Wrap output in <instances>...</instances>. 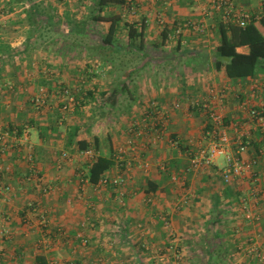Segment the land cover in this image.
Returning <instances> with one entry per match:
<instances>
[{"label": "crops", "instance_id": "crops-1", "mask_svg": "<svg viewBox=\"0 0 264 264\" xmlns=\"http://www.w3.org/2000/svg\"><path fill=\"white\" fill-rule=\"evenodd\" d=\"M38 1L50 12V19L45 20L40 13L35 28L27 18L26 0L19 3L0 0V127H30L28 149L35 154L36 170L52 190L43 195L38 185L22 182L29 166L21 160L19 151L0 155V163L11 165V172H1V179L15 189L6 195V200L0 194V264H52L53 260L57 264H156L158 255L169 253L168 247L173 244L183 254L192 250L199 257V264H216L217 249H222L225 264H258L246 258L232 260L230 256L239 240L232 226L237 220L242 223L230 207L236 208V193H241L248 181L228 184L227 190L234 193L230 197L217 191V176L209 169L183 171L188 164L184 154L188 140L200 142L209 128L206 114L200 109L188 110L187 99L201 101L209 85L226 92L223 109L227 127L238 123L250 132L251 144L245 157L252 156L259 146L260 132L239 104L248 101L250 106L264 108V68L253 76L233 79L214 63L219 43L218 21L237 23L238 15L246 13L255 19L264 35L259 22L264 0H226L220 8L214 0H133L135 13L129 12L122 0H111L99 12L95 0ZM225 10L227 18L223 16ZM49 21L53 22L51 30L83 32L88 36L100 25V40L60 43L55 38L34 43L38 38L34 33L45 25L51 27ZM191 21L201 23L202 31H195L189 24ZM112 22L110 43H104L102 38L108 34ZM175 26L181 28V34L172 38ZM130 27L140 34L136 35ZM31 28L34 32L28 43ZM7 81L13 88L2 86ZM58 82L67 85L76 100L84 102L65 116L58 104L54 105L58 96L52 85H59ZM40 89L49 98L45 106L36 109L31 98ZM108 96L109 101L102 99ZM175 100L183 103L180 109L172 108ZM153 103L169 113L168 135L160 139L152 136ZM103 108L115 113L110 116L109 126L113 152L122 148L125 160L130 162L126 168L113 164L106 174H122L126 183L119 188L108 186L100 190L86 183L80 190L78 180L81 172L88 170V162L74 144L67 145L68 133L72 126L85 129ZM142 117L147 118L148 126H142L140 135L130 132L133 119ZM169 136L181 142L180 149L169 146ZM64 150L69 153L65 159L60 157ZM218 160L212 171L222 167L223 159ZM142 162L150 166L144 169L139 166ZM256 168L264 176V156ZM174 172L184 179L182 183L187 188L176 187L175 180L170 179ZM191 186L197 187L193 203L190 200L184 209L172 210V196L184 198ZM151 198L153 204L145 202ZM28 200L37 204L36 212L28 213ZM260 200L258 219L246 223L244 233L257 231L264 236V195ZM226 212L232 213L228 218L229 233L215 227ZM155 215L159 219L155 220ZM25 216L28 224L24 222ZM165 218L170 219L171 227L156 228L158 221L166 223L162 220ZM206 225L214 228L212 238L217 245L207 250L201 246L199 251L204 234L198 229ZM57 227L64 233H55ZM6 229L9 232L4 236ZM168 231L176 234L173 233L174 238ZM82 236L89 243L78 248ZM43 237L49 239L47 247L42 246ZM143 242L148 243L150 251L138 250Z\"/></svg>", "mask_w": 264, "mask_h": 264}, {"label": "built area", "instance_id": "built-area-1", "mask_svg": "<svg viewBox=\"0 0 264 264\" xmlns=\"http://www.w3.org/2000/svg\"><path fill=\"white\" fill-rule=\"evenodd\" d=\"M215 6L220 8L226 0H214ZM124 7L131 13L136 12L133 0H125ZM224 18L228 17V11H224ZM237 23L240 26H244L249 19L248 14L243 13L238 15ZM161 22V19H159ZM190 26L195 31H202L203 25L199 22L191 21ZM181 34V28L177 27L173 29L170 34L172 38H177ZM98 72V70L96 71ZM3 87L11 88L10 82L2 84ZM264 88V85H262ZM59 94L62 97V111L74 109L78 104L76 97L71 93L68 87L61 86ZM46 92L40 89L32 98L31 102L35 107L41 108L47 99ZM226 98V92L224 89L211 86L206 90L205 97L199 101V99L191 98L187 99V108L189 109H200L202 110L208 119L209 128L205 132L203 138L199 139L194 143L192 139L187 142L185 151L188 153V164L186 170H199L200 168L211 167L214 165L218 158H223L225 161L224 166L218 167L216 174L219 175L220 181L225 185L230 184L234 181L244 180L248 181L244 191L238 198L240 205V211L246 221H254L258 219V212L255 210L259 204L261 197L264 195V176L256 168L259 160L264 156V108H257L250 106L248 101L241 103V108L248 115L251 123L255 129L260 132L259 146L255 153L250 157H245V153L250 148L251 138L249 137L250 132L239 126L237 123L231 124L228 128L223 119V114L217 106H223ZM180 100H175L172 103L173 109H180L182 107ZM152 119L153 127L152 134L155 138H162L167 132V119L164 111H161L156 103H153ZM148 126V120L146 117L141 120H134L132 126L129 127V131L137 135L142 132V126ZM230 130L232 132H230ZM30 138V127L23 126L21 128L14 127L12 129H3L0 127V155L7 154L9 151H19L21 160L25 161L29 165V171L22 178V182L34 183L39 186V189L43 195H47L52 189L51 186L44 182L42 176L36 170L34 166V156L31 150H27L26 147L29 145ZM203 141V144L201 142ZM169 144L174 147H181V142L175 138H169ZM194 146V147H192ZM80 153L86 157L88 165L90 161L95 157L96 151L92 146H89ZM60 157L68 158L69 153L64 150L60 153ZM114 164L118 167L126 168L130 162L125 160L124 150L122 148L116 149L113 152ZM140 167L147 169L150 165L148 162L140 163ZM1 172L9 174L11 172V165L8 163H0V179ZM91 183L87 176V170L81 172L78 180V188L83 189L84 184ZM126 183V177L122 174L110 176L104 173L97 183H91L97 190L103 187H122ZM13 186L5 182L0 181V194L1 199L6 200L7 194L14 192ZM121 200V199H120ZM26 208L28 213H34L38 207L34 201L28 200L26 202ZM28 217V216H27ZM26 216L24 217L25 223H29ZM44 222V220H42ZM8 230H3L4 236L8 235ZM55 233L62 234L64 231L61 227H57ZM43 243V241H42ZM80 243L83 246H87L89 239L82 236ZM172 247V246H171ZM173 248V247H172ZM238 253H246L249 256H253L259 262L264 263V245L260 246L256 236H247L243 243L236 245L235 249ZM174 253L177 251L174 249ZM55 264V263H54Z\"/></svg>", "mask_w": 264, "mask_h": 264}, {"label": "trees", "instance_id": "trees-1", "mask_svg": "<svg viewBox=\"0 0 264 264\" xmlns=\"http://www.w3.org/2000/svg\"><path fill=\"white\" fill-rule=\"evenodd\" d=\"M14 1L18 3L20 1L23 2V0ZM26 1L29 4L26 10L31 27H38L37 15L40 13L45 15V20L50 19V12L46 7L34 3L33 0ZM110 1L111 0H95L94 4L96 10L102 9L103 6L108 5ZM122 2L125 3V0H122ZM259 22L264 27V13L260 17ZM52 23L51 21L48 22L50 26H53ZM177 27L179 26H175L172 29ZM113 30L114 22L110 24L108 34L102 38L104 43H110L109 38ZM130 30L136 35L140 34V32H137L136 29L132 27H130ZM217 30L219 34V43L215 49L216 60L214 63L217 69L223 67L226 76L229 78L243 79L255 75V73L264 68V35L255 24V19L249 18L244 26H240L238 23L218 21ZM132 31L129 32L130 39L132 38ZM33 32V28L28 32V43H30V37H32ZM109 98L110 96L106 97V99L102 97L104 101H109L111 99ZM62 104L63 103L59 101L58 107L60 110L62 109ZM81 104L82 103L78 101L76 107L81 106ZM132 122L130 126H132ZM109 126L110 114L108 112L100 113L92 119L85 129H80L79 126H72L68 133L67 145L74 144L77 151H83L89 146H92L96 151V155L90 161L87 170V176L91 183L98 182L100 177L114 164L113 145ZM241 194L242 192L236 193V196L238 195L237 198H239Z\"/></svg>", "mask_w": 264, "mask_h": 264}, {"label": "rangeland", "instance_id": "rangeland-1", "mask_svg": "<svg viewBox=\"0 0 264 264\" xmlns=\"http://www.w3.org/2000/svg\"><path fill=\"white\" fill-rule=\"evenodd\" d=\"M35 1V3H38L39 1L38 0H34ZM28 4V3H27ZM39 5L41 4L40 2L38 3ZM19 6V5H18ZM22 6H23V4H22ZM2 9V8H1ZM3 14V13H2ZM61 21H59V24H64V27H67V25H65V23L64 22H61ZM99 25V24H98ZM51 28H53L52 26L51 27H49L48 28V25H45V26H43V27H40V29L37 31V33H34V34H36V36H38V38H37V40H34L33 42L34 43H46V42H48V41H51V39L52 40H54L55 38H59L60 39V43H70V42H79V43H97L99 40H100V37H101V29H100V25L97 27V29L95 30V32H94V34L92 35V36H88V35H85L84 33H82V32H80V33H72L71 31H67V32H59L58 30L57 31H55V29L54 30H51ZM59 41V40H58ZM64 55H67V53H65ZM98 71H99V69H98ZM8 82V81H7ZM7 82H4V83H7ZM4 83H2V84H4ZM11 83V82H10ZM58 83H60V82H58ZM11 85L13 86V84L11 83ZM61 85H63V86H66V87H68L67 85H64L63 83H60L59 85H57V84H55V85H52L54 88H56V90H57V96H58V98H56V100L54 101V105H57L58 103H59V101H62V97L60 96V94H59V87L61 86ZM212 86V85H211ZM210 85L209 86H207L206 88H205V92H206V90L209 88V87H211ZM7 88V87H6ZM11 88H13V87H11ZM11 88H9V89H11ZM69 88V87H68ZM0 91H1V87H0ZM47 96V95H46ZM49 98V96H47V99ZM47 99H46V101H45V104L43 105V106H45L46 105V103H47ZM195 99H197V98H195ZM199 99V98H198ZM244 102V101H243ZM81 105H83L84 104V102L81 100ZM242 103V102H241ZM241 103L239 104L240 106H239V108H240V110H242V111H244L242 108H241ZM157 104V103H156ZM86 106H87V104H85ZM158 105V104H157ZM224 105H225V102H224ZM224 105L223 106H217L218 107V109H220L221 110V112H222V114H223V119H224V123H225V125L226 126H228V124L226 123V121H225V111H224ZM34 107H35V105H33ZM42 106V107H43ZM96 107H98V104H97V102H96V105H95ZM76 107V106H75ZM75 107H74V109H75ZM36 109H40V108H37V107H35ZM77 108V107H76ZM71 110H73V109H71ZM71 110H68V111H71ZM190 110V109H189ZM68 111H66V112H63L62 111V116L64 115H66L67 113H68ZM100 112V110H97V113H99ZM85 113V112H84ZM101 113H106L105 112V110H104V108L103 109H101ZM110 114V116L111 115H114L115 113H109ZM164 115H166V119H167V132H168V125H169V113H167V112H165V114ZM67 117V116H66ZM88 117H89V115H88ZM141 119H144V117H142V118H140V120ZM207 119V118H206ZM67 122H69L70 120H66ZM207 124H208V119H207ZM233 124V123H232ZM238 124V123H237ZM239 125V124H238ZM165 133L164 134V136L163 137H165L166 135H168V133ZM204 134L205 133H203L202 134V136H201V138H200V140L203 138V136H204ZM152 136H153V138L154 139H158V138H155L154 137V135L152 134ZM162 137V138H163ZM169 138H171L170 136L167 138V141L169 140ZM160 139V138H159ZM189 141V140H188ZM29 142H30V140H29ZM195 142L196 141H194L193 140V142L192 143H194L195 144ZM200 143V142H199ZM168 144H169V142H168ZM201 144H203V141L201 142ZM187 145V144H186ZM169 146H171L170 144H169ZM185 146V145H184ZM171 147H174V146H171ZM192 147H194V146H192ZM174 148H177V147H174ZM185 148V147H184ZM26 149L27 150H29L28 149V147H26ZM178 149H180L179 147H178ZM32 152V151H31ZM61 153V152H60ZM32 154H33V156H35V154H34V152H32ZM185 155H186V157H187V160H188V153L185 151V153H184ZM223 159V158H222ZM34 161H35V157H34ZM219 162L221 161V158H219V160H218ZM217 161V162H218ZM142 163H144V162H142ZM28 164V163H27ZM224 164H225V161H224V159H223V165L222 166H224ZM29 166V165H28ZM160 166H162V165H160ZM164 167H166L165 165L163 166V168L162 169H164ZM212 167L213 166H211V167H205V168H200L199 170H201V169H209L211 172L210 173H213L214 172V174L217 176V178H215L216 180H217V184H218V188H217V191L218 192H222V195H223V193L227 196V195H229L230 197H233V195H234V193H232L230 190H227V188H228V186L226 185V186H222L223 185V183H221L222 181H220V178L218 177V175L215 173L216 171H217V167L216 168H214L215 170L214 171H212ZM186 168H187V165H186V167H184V171H183V173H191V171H193V170H189V171H187L186 170ZM166 170V169H165ZM213 174V175H214ZM179 176L180 175H178V174H175V172L174 173H172L171 174V177H170V179L172 180V181H174L175 180V182H173V183H176L177 184V186L176 187H186L185 185H186V183H182L183 181H184V179H179ZM97 183V182H96ZM195 186H197V185H195ZM231 187V186H230ZM187 188V187H186ZM189 189L186 191V195H184L185 197L184 198H180L179 197V199L178 198H175V196L173 197L172 196V198L174 199V201H172L171 203H173L172 205H173V209L172 210H176V211H178V210H182V209H184L185 208V206L188 204V202H190V200H191V202H190V204H192L193 202H192V199L193 198H195L196 197V191H197V187L196 188H194L193 186H191V187H188ZM223 191H222V190ZM244 191V189L242 190V192ZM221 195V194H220ZM228 196V197H229ZM225 197V196H224ZM172 199V200H173ZM216 199H217V197H216ZM123 201L124 200H120V203L121 204H123ZM148 201V200H147ZM146 200H145V202L146 203H152L153 204V199L151 198L148 202H147ZM261 202H262V200H260L259 201V204H258V206L256 207V209L255 210H257L258 208H259V206H260V204H261ZM156 203H158V200H157V202ZM233 204H234V202H233ZM236 208L234 207V205H231V207H230V209H231V211H233L232 213L234 214L235 213V215L237 216L236 218H239L240 217V219L242 220V223L239 221V220H237L236 218V220L238 221L236 224H235V226H232V228L234 229L233 231H234V234H237L238 235V238H239V240H238V243L236 244V245H238V244H240V243H243L244 241H245V239H246V237L247 236H256V238H257V240H258V243L260 244V246H263L264 245V236H262V234H260L259 232H255V233H252V232H249V233H244V226H245V224L247 223V224H250V223H253V222H255L256 220H254V221H246L245 219H244V217H243V215H242V212L240 211V205H239V203H238V199H237V201H236ZM236 211V212H235ZM258 211V210H257ZM151 212H153V211H151ZM232 213H228V212H226V213H224L223 214V218H222V220L223 221H221L219 224H217V226H215V227H217V229H221V231H226V233L228 232L229 233V229H230V221H229V223H228V218L231 216V214ZM215 214H216V210H215ZM160 215H163V214H160ZM168 215H170V214H168ZM168 215H166V216H168ZM155 220H157V219H159V215H155V218H154ZM162 220H164L166 223L164 224H162V223H159V221L157 222V224H155L156 225V228H157V226H160L161 227V229H163L166 225H168V226H170V219H168V218H165V219H162ZM154 222V221H153ZM154 226V225H153ZM221 226H223V227H221ZM155 227V226H154ZM171 227V226H170ZM141 228H142V226H141ZM193 229H194V227H192ZM145 230H147V229H145ZM156 230V229H155ZM199 233L200 234H204V244L203 243H201L200 244V242H199V251L200 250H202L201 248L202 247H204V249L205 250H207V249H209V247H211V248H214L215 246L214 245H217V243L216 242H214V239L212 238V235H213V233H214V228H212V226L211 225H206L204 228H200L199 227ZM157 231V230H156ZM202 232V233H201ZM145 233H148L147 231L145 232ZM168 233H169V236L170 237H172V238H174V232L172 231L171 233L168 231ZM174 233V234H173ZM176 235V234H175ZM205 239H206V242H205ZM42 241H43V244H42V246L43 247H47V245L49 244L48 243V241H49V239H47V237H43V239H42ZM41 241V242H42ZM173 241H175V240H171V242H173ZM48 243V244H47ZM141 246H142V249H138L139 251H150V246L148 245V243H145V242H143L142 244H141ZM202 246V247H201ZM82 247H86V246H83V245H81V243H80V240H79V246H78V248H82ZM173 247V248H172ZM172 247L171 246H169L168 247V249H169V253H166V255H163L162 253H160L159 255H158V263H156V264H187V263H190V264H199V257L197 256V255H195L193 252H192V250H190V249H188L187 251H186V253L185 254H183L182 253V251L177 247V245H175V244H173L172 245ZM236 247V246H235ZM163 248V247H162ZM174 249L177 251V253H174ZM220 249V248H219ZM221 251H222V249H221ZM220 250H218L217 249V251L215 252V263L216 264H225L226 262H227V260L225 259V257L223 258V253L221 252ZM168 254V255H167ZM231 257H232V260L233 259H239V258H246V259H251V260H253V262H256V263H258V264H264V263H262V262H259L256 258H254L253 256H249V255H247L246 253H238V252H236L235 250H232L231 251V255H230ZM205 258H207V257H204V259ZM202 259V258H201ZM141 260V259H140ZM100 261H102V260H100ZM246 261H249V260H246ZM52 264H57V262L55 261V260H53L52 262H51ZM230 263H232V261L230 262Z\"/></svg>", "mask_w": 264, "mask_h": 264}]
</instances>
